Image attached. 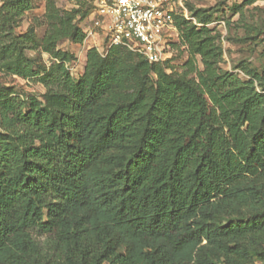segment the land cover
Returning <instances> with one entry per match:
<instances>
[{
	"label": "trees",
	"instance_id": "16d2710c",
	"mask_svg": "<svg viewBox=\"0 0 264 264\" xmlns=\"http://www.w3.org/2000/svg\"><path fill=\"white\" fill-rule=\"evenodd\" d=\"M33 1L0 0V72L45 88L0 90V264H264V83L218 66L213 12L175 16L182 76L133 53L125 91L122 46L89 49L77 79L57 47L83 41L88 0L86 13L44 0L39 42L15 33Z\"/></svg>",
	"mask_w": 264,
	"mask_h": 264
},
{
	"label": "rangeland",
	"instance_id": "374dc122",
	"mask_svg": "<svg viewBox=\"0 0 264 264\" xmlns=\"http://www.w3.org/2000/svg\"><path fill=\"white\" fill-rule=\"evenodd\" d=\"M55 2L60 9L79 8L84 13L88 10L87 0H55ZM183 3L190 16L194 11L213 12L214 20L209 23V28L217 36L222 49V57L218 63L221 69L232 71L244 80L248 79L252 73H256L261 77V82L264 83V0H257L251 4H247L245 0H183ZM44 11L45 1L34 0L32 8L21 16L15 33L23 34L28 28H32L39 42L47 27ZM86 16L85 14L84 17L77 20L80 28L83 26ZM57 47L72 55L67 67L72 77L77 79L83 73L86 55L91 48L84 41L75 43L68 38H61L57 42ZM122 47L114 49L110 55L126 74L124 90L130 91L135 89L141 69L134 67V62L137 60L134 52ZM175 50L176 52L171 59L172 62L167 63L171 64L168 69L171 68L170 70L174 75L182 76L185 70L183 64L186 60V54L181 47H175ZM26 53L45 68H48L53 61L47 53L37 48H32ZM154 78L155 75L151 73L150 80L153 81ZM256 87L260 88L258 84ZM0 90L8 91L11 95L20 98L35 96L41 100H43L45 92L44 85L37 77L24 79L2 72H0ZM254 260L255 263L261 264L257 258Z\"/></svg>",
	"mask_w": 264,
	"mask_h": 264
},
{
	"label": "built area",
	"instance_id": "2783aa9c",
	"mask_svg": "<svg viewBox=\"0 0 264 264\" xmlns=\"http://www.w3.org/2000/svg\"><path fill=\"white\" fill-rule=\"evenodd\" d=\"M83 41L101 55L123 46L149 63L170 62L179 43L175 16L194 21L183 0H88ZM172 62V61H171ZM67 66V64H66Z\"/></svg>",
	"mask_w": 264,
	"mask_h": 264
}]
</instances>
